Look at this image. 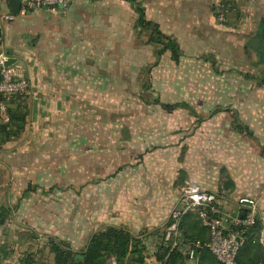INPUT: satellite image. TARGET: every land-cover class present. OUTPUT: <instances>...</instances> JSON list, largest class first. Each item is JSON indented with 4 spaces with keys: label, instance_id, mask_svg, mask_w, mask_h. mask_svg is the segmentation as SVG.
<instances>
[{
    "label": "crops",
    "instance_id": "1",
    "mask_svg": "<svg viewBox=\"0 0 264 264\" xmlns=\"http://www.w3.org/2000/svg\"><path fill=\"white\" fill-rule=\"evenodd\" d=\"M133 1L134 6L127 0H71L68 8L57 14L37 10L15 15V2L0 0V16H16L12 21L0 18V53L23 65L29 81V93L0 112V126L8 125L6 131L12 132L18 123L21 129L5 146L21 148L18 152L31 155L29 173L17 175L31 177V185L11 190H21L17 214L20 224L32 231L20 235L14 255L3 257L0 250V264H54V254L46 241L59 240L80 249L89 232L102 227H122L133 234L143 227L162 228L178 198L177 182L184 177L206 192L217 191V186L225 188L227 194L220 204L223 212L240 213L235 201L254 199L259 210L258 232L264 230V0ZM135 7L143 10L146 21L156 24L161 34L177 43L180 58L184 50L190 49L197 59L204 50L207 54L201 56H206L207 62H215L216 55L232 59V38L242 41L233 61L240 70L255 72V76L249 74L247 81L240 80L239 86L231 90L238 98L237 105L223 110L226 116L220 126L225 133L221 141L240 148L232 149L224 160L222 183L206 188L200 182L198 153L191 159L196 175H190L181 160L175 165L161 160L159 170L164 183L157 185L144 173L138 178L128 155H112L109 159L80 148L75 159L69 149L65 155V146L84 145L81 140L76 143L70 139L71 130L87 122V111L97 115V108L103 104L99 99L117 95L113 91L118 90V77L104 75L103 67L148 65L151 60L152 44L140 40ZM167 53L170 55L165 51L160 58L166 59ZM91 122V129L103 128L96 117ZM5 146L0 142V178L12 172L1 154ZM59 146L63 147L60 153L56 149ZM142 170L145 172V167ZM119 171L123 173L114 179ZM123 174L132 180L129 187L119 185ZM9 191L0 186V227L5 210L10 208L6 206ZM72 208L79 210L77 217L71 218ZM87 209L93 211L92 221L87 220ZM56 210L62 213L57 215ZM192 231L193 237L187 239L207 238L199 224ZM148 244L146 264H158L156 248Z\"/></svg>",
    "mask_w": 264,
    "mask_h": 264
},
{
    "label": "rangeland",
    "instance_id": "2",
    "mask_svg": "<svg viewBox=\"0 0 264 264\" xmlns=\"http://www.w3.org/2000/svg\"><path fill=\"white\" fill-rule=\"evenodd\" d=\"M230 10L232 11L234 8L230 7ZM150 24L151 27H141L140 36V40L143 39L152 44L149 64L103 67L104 75L111 77L112 73V77H118L116 81L118 90L113 91V93L117 92V95L113 98L99 99L103 104L101 108H97V115H92L87 111V122L81 123L82 128L80 129H72L70 139L76 143L81 140L84 145L65 146V155L69 149L71 158L75 159L79 148L86 150L90 155L100 153L109 159L112 155H128V161L133 160V164L130 162V167L138 171V178L141 179V174L144 173L153 185H157L164 183V177L162 180L159 170L161 160L164 164L174 163V165L181 160L187 164L185 167L190 175H196V171H193L191 167V159L194 154L198 153L197 173L200 182L206 188L210 185H217V182L222 183L224 160L232 149L238 151L240 148L238 145L229 146L221 141L225 133L220 126L226 116L223 110L226 107L237 105L238 98L231 90L239 86L240 80L247 81L245 77H248L249 74L255 76V72L252 74L240 70L236 65L237 61H233V58H237L238 47L242 45V41L237 37L232 38L231 44H233L234 50L232 49L229 53L232 59L216 55L215 62H207L206 56H201L207 54L204 50L200 52V58L197 59L191 54L190 49L183 51V58H180L182 53L179 49L178 60H175L170 52V55L167 53L166 59H162L161 55H158L162 45L155 43L153 39L167 36L161 34L156 24L152 22ZM252 36L255 37V33ZM232 61L235 65L232 64ZM111 70L112 72H110ZM99 111L100 113H98ZM95 117L96 121H102V129L93 130L90 128V122ZM115 125L116 127H114ZM110 126L113 128L111 129ZM123 127L125 128L123 129ZM120 130L126 132V138L122 136ZM10 139L1 138L0 142L5 146ZM5 147L1 154L8 161L7 165L12 168V172L8 177L0 178V186L10 190L6 194L9 201L6 206L10 208L5 210V221L0 227V250L3 257H8L14 255L20 235L32 232L20 224L17 214L22 196L21 190H11L13 187L31 185V177L18 178L17 176L29 173L31 162L29 156L31 157V155L29 152L21 154L18 152L21 151V148L18 147ZM56 149L59 151L58 153L63 151L62 146ZM22 155H26V157H21ZM144 158H146L145 163ZM59 159L61 160L62 156ZM130 167H124V169L131 170ZM143 167L146 169L145 172L142 170ZM195 168L196 165L193 166L194 170H196ZM122 173L119 171L113 178L117 179ZM188 181L184 177L177 182L176 187L179 188ZM91 182H94V179ZM131 183L132 180L127 174H123L119 179L120 187H129ZM216 189L217 191L213 193L221 196L223 201L226 197L224 193L227 194V190L218 186ZM244 200L252 202L256 216L254 228L258 227L259 210L256 201L249 197H243L235 201L237 207L239 202ZM54 212L57 215L62 213L61 210ZM142 212L144 211L139 213L141 217L143 216ZM78 213L77 208H72L71 218L77 217ZM86 213L87 220L92 221L93 211L87 209ZM198 224L194 215H187L181 224V233L184 238L193 237L192 229L197 228ZM166 225L167 223L164 227L156 229L143 227L135 234L126 228L116 229L128 232L133 238L144 244L146 249L144 256L148 257V243L157 248L162 242ZM107 228L114 227H102L92 233L89 232L86 243L80 249H74L69 243L59 240L51 243L46 241L45 243L50 245V249L52 244H56L62 251L70 252L74 258L70 259L69 264H73L76 255L82 256L85 253L91 238ZM259 232L257 230L250 233L247 236L246 244H259ZM122 262L126 264V260ZM106 263L116 264V261L112 256H108Z\"/></svg>",
    "mask_w": 264,
    "mask_h": 264
},
{
    "label": "built area",
    "instance_id": "3",
    "mask_svg": "<svg viewBox=\"0 0 264 264\" xmlns=\"http://www.w3.org/2000/svg\"><path fill=\"white\" fill-rule=\"evenodd\" d=\"M71 0H19L18 15L30 11L42 10L57 14L66 10ZM12 14L0 16L5 21H12ZM221 22L224 18L219 17ZM9 58L0 53V112H5L12 103L29 93V81L23 65H6ZM222 197L206 192L197 184L185 182L179 189L174 207L169 212L160 245L169 252L176 250L187 262L196 263L200 251L209 252L221 264H236L239 251L247 242V233L256 224L255 209L252 202L240 201L238 211H245L243 219L239 213H227L220 209ZM247 205H246V204ZM241 209V210H240ZM187 215H194L206 230L205 240H189L181 233L182 220ZM258 243L264 255V230L259 232ZM156 252V251H155ZM160 253L159 250H157ZM260 264H264V259Z\"/></svg>",
    "mask_w": 264,
    "mask_h": 264
},
{
    "label": "trees",
    "instance_id": "4",
    "mask_svg": "<svg viewBox=\"0 0 264 264\" xmlns=\"http://www.w3.org/2000/svg\"><path fill=\"white\" fill-rule=\"evenodd\" d=\"M127 1L130 2L132 6H134L135 2L133 0ZM134 10L138 15V24L140 27L145 28L152 26L150 22L146 21L142 9L135 7ZM153 40L155 43L162 45L161 49L158 51L159 55L165 51H169L174 59L178 60L179 49L172 38L159 37ZM7 127L8 125L0 126V133H4V140L15 136L16 131L21 129L18 123H16V126L12 132H7ZM1 216L2 220L3 215L1 214ZM258 229V227L253 228V230L251 229L247 235L249 236L250 233L253 231L256 232ZM198 238L199 237L196 239L194 238L193 240H205ZM247 244H249V248L244 252V254L239 255L238 253L236 264H260L264 259L261 246L258 244ZM145 250L144 244L133 238L128 232L116 228H107L91 238L85 253L82 254L83 258L78 264H107L106 258L108 256H112L115 259L116 264H124L122 262L123 260H126V264H146L147 257L144 256ZM157 250H159L160 253H158ZM51 252L54 254V264H69L70 259L74 258V255L68 251H62L56 244L51 245ZM154 257L158 264H186L187 262L181 253L176 250L169 252L166 247H163L160 244L156 248ZM197 264L221 263H219L209 252L204 250L198 253Z\"/></svg>",
    "mask_w": 264,
    "mask_h": 264
},
{
    "label": "water",
    "instance_id": "5",
    "mask_svg": "<svg viewBox=\"0 0 264 264\" xmlns=\"http://www.w3.org/2000/svg\"><path fill=\"white\" fill-rule=\"evenodd\" d=\"M15 2V9H13V14H17L18 11H19V0H13ZM14 63V60L13 59H9V61L6 63V65H10ZM122 136L124 138H126L125 134H122ZM239 218L243 219L244 216H245V211H241L239 214H238ZM83 257L81 255H76L75 256V259H74V264H78L79 261L82 259Z\"/></svg>",
    "mask_w": 264,
    "mask_h": 264
}]
</instances>
